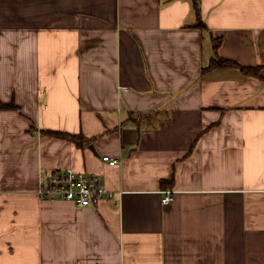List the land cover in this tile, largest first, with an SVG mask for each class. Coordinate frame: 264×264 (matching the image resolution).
<instances>
[{
  "label": "crops",
  "instance_id": "obj_1",
  "mask_svg": "<svg viewBox=\"0 0 264 264\" xmlns=\"http://www.w3.org/2000/svg\"><path fill=\"white\" fill-rule=\"evenodd\" d=\"M194 1L0 0V264H264V0Z\"/></svg>",
  "mask_w": 264,
  "mask_h": 264
},
{
  "label": "built area",
  "instance_id": "obj_2",
  "mask_svg": "<svg viewBox=\"0 0 264 264\" xmlns=\"http://www.w3.org/2000/svg\"><path fill=\"white\" fill-rule=\"evenodd\" d=\"M103 161L110 165L119 163L118 159L106 155ZM39 195L43 199L70 201L78 208L92 207L105 199H114L116 193L96 175H87L75 171H54L48 177L40 179ZM174 200V192L166 191L162 200L169 205Z\"/></svg>",
  "mask_w": 264,
  "mask_h": 264
},
{
  "label": "trees",
  "instance_id": "obj_3",
  "mask_svg": "<svg viewBox=\"0 0 264 264\" xmlns=\"http://www.w3.org/2000/svg\"><path fill=\"white\" fill-rule=\"evenodd\" d=\"M194 10L196 12V17H197V21L194 26L201 30H207L208 27L206 26V24L203 22L201 18V11H200V7L198 4V0L194 1ZM213 43H214V52L216 56L212 58V60L210 61L207 67L203 68L202 74L212 69L234 68V69L240 70L246 76H253V77H258V78L260 77L259 74H260L261 67H258V68L243 67L242 65H240L239 63L235 61L223 59L217 55L220 41L213 38ZM13 106L14 105L8 106L7 108H12ZM49 134L59 137V138L74 141L78 145H81L82 144L81 140L84 139V137L81 135H72V134L60 133V132H49ZM162 184H165V182H163Z\"/></svg>",
  "mask_w": 264,
  "mask_h": 264
}]
</instances>
